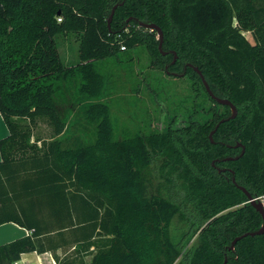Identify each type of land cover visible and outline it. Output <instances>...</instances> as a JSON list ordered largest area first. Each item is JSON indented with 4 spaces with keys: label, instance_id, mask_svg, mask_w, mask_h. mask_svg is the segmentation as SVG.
I'll use <instances>...</instances> for the list:
<instances>
[{
    "label": "trees",
    "instance_id": "1",
    "mask_svg": "<svg viewBox=\"0 0 264 264\" xmlns=\"http://www.w3.org/2000/svg\"><path fill=\"white\" fill-rule=\"evenodd\" d=\"M141 20L163 29L167 53L157 31ZM248 30L253 40L244 34ZM61 33L77 35L80 59L74 65L61 56ZM122 44L146 45L157 69L175 50L178 59L169 69L199 66L216 95L234 102L237 115L220 122L232 113L230 105L207 92V102L201 95L197 101L192 89L185 98L191 103L184 110L187 132L174 134V113L166 110L164 133L115 139L110 105L97 99L105 78L96 60ZM78 75L86 99H76L98 131L90 143L68 145V114L59 97L68 78ZM183 77L202 82L190 65ZM0 112L10 129L0 139V169L32 170L33 194L40 209H50L48 216L0 218L35 227L39 235L38 241L28 236L1 245L0 264L25 251H45L46 243L55 253L73 245L71 254H56L59 264H225L226 257L227 264H264V233L244 236L230 249L237 235L263 223L237 183L264 197V0H0ZM41 119L52 133L31 141ZM238 141L245 153L225 160L241 152ZM155 152L167 156L160 174L154 173ZM176 218L182 225L174 226Z\"/></svg>",
    "mask_w": 264,
    "mask_h": 264
},
{
    "label": "rangeland",
    "instance_id": "2",
    "mask_svg": "<svg viewBox=\"0 0 264 264\" xmlns=\"http://www.w3.org/2000/svg\"><path fill=\"white\" fill-rule=\"evenodd\" d=\"M244 34L249 39H254L252 31H245ZM56 39L66 64H76L79 60L76 59L79 58L77 35L61 33L57 35ZM96 67L105 78L104 93L97 99L110 105L115 139L123 140L164 133L162 129L166 128L167 119L165 120L163 116L162 107H160L159 101L157 102V98L165 101L168 113L179 111L178 120L175 119L171 126L174 134L179 136V134L187 132L184 127L189 123V118L188 113L184 110L190 109L191 103L185 98L193 93L192 80L183 77V75L171 74L163 69L154 68L146 45L138 44L119 49L112 56L96 60ZM65 83V96L64 98L59 97L61 108L68 114V127L63 134L64 144L71 145L76 139L90 143L96 139L98 127L97 122L88 120L85 108L78 102L81 98L86 99L84 92H80L79 88L81 78L79 75L71 76ZM79 94L84 95L76 99ZM201 98H203L202 102H207L206 98L203 96ZM192 120H196V118L192 117ZM34 129H39V132L45 134L52 133L53 130L47 120L43 119ZM153 156L154 173L160 174L159 166L165 164L167 156L161 152H155ZM147 177L150 178L149 173L146 174ZM157 181L154 179L153 184ZM262 199L264 200V197ZM180 225H182L180 220L176 218L174 226ZM65 232L67 235L70 234V230H65ZM194 239L195 237L192 238L189 245L193 243ZM73 251L74 247L70 244L61 250V255L71 254ZM92 255L88 254L87 258L90 260Z\"/></svg>",
    "mask_w": 264,
    "mask_h": 264
},
{
    "label": "crops",
    "instance_id": "3",
    "mask_svg": "<svg viewBox=\"0 0 264 264\" xmlns=\"http://www.w3.org/2000/svg\"><path fill=\"white\" fill-rule=\"evenodd\" d=\"M76 59H80L76 58ZM77 60L76 63H78ZM10 134L9 126L0 112V139L8 136ZM51 133L45 134L43 132H39V129L33 130L32 140L37 136L46 137L50 136ZM38 144L41 145V140L38 141ZM3 160L2 153L0 150V162ZM16 165L12 167H6L5 169H0V218H7L13 216H21L29 215V216H36V215H45L48 216L50 209L48 205L42 206L40 209L38 204V194L35 191L33 194L32 191V180L33 177L37 180V175L33 173L32 170L29 172H24L23 170H17ZM13 170H17L12 172ZM28 180V181H27ZM51 233L54 232V228L51 227ZM35 227H30L26 224L18 220H14L11 218L10 220H6L4 222H0V246L6 243L12 242L18 238L28 237L31 236L35 241L39 240V235L34 234ZM46 235H48L49 228L46 229ZM47 250L45 251H38V250H31L25 251L21 253V256L10 262L6 260L3 264H59L57 255L60 257L64 256L61 255V250L64 247H59L56 253L51 250L49 247L50 244H45ZM57 254V255H56ZM88 256V255H87ZM85 257L86 261L89 260Z\"/></svg>",
    "mask_w": 264,
    "mask_h": 264
},
{
    "label": "water",
    "instance_id": "4",
    "mask_svg": "<svg viewBox=\"0 0 264 264\" xmlns=\"http://www.w3.org/2000/svg\"><path fill=\"white\" fill-rule=\"evenodd\" d=\"M123 3V2H121ZM118 6V3L114 5L109 17H108V25L109 27L111 26V21L113 19V15H114V12H115V9L117 8ZM130 20V18L128 19ZM139 24L141 26H144V27H147L149 29H152V30H156L157 33H158V37H159V48L161 49V51L163 53H167V51L163 50V42H164V31L163 29L158 25L156 24L155 22H152V21H149V22H146V21H140ZM190 65L198 71V73L200 74L205 86L207 87L209 93L216 99V101H218L219 103H223V104H228L230 105L231 107V110H232V113L226 117V118H222L221 121H224L225 119H230V118H233L237 115V112H238V108L237 106L234 104V102L228 98V97H221V96H218L216 95L213 90L211 89L210 87V84L209 82L207 81L204 73L202 72V70L199 68V66L197 65H193L192 63H190ZM168 67V66H167ZM174 74L176 75H184L185 72H174ZM220 121V122H221ZM220 123H218L216 125V127L214 129L211 130L209 136L211 138V140L213 141V133L215 132V130L218 128ZM234 146L238 147V146H241L242 147V150L239 154L237 155H234V156H227L225 157L224 159L225 160H229V159H238L241 155H243L246 151V145L240 141H238ZM234 182H236V179L235 177L233 178ZM237 185L248 195L249 197V201L256 207V209L258 211H260V213L262 214V217H263V223L262 225L258 228V229H255V230H250V231H246L240 235H237L233 240H232V243L230 245V249H235V245L237 243L238 240H240L242 237L244 236H247V235H256V234H261V233H264V200L261 198V197H254L251 192L242 184H239L237 183ZM225 264H227V257L225 258Z\"/></svg>",
    "mask_w": 264,
    "mask_h": 264
},
{
    "label": "flooded vegetation",
    "instance_id": "5",
    "mask_svg": "<svg viewBox=\"0 0 264 264\" xmlns=\"http://www.w3.org/2000/svg\"><path fill=\"white\" fill-rule=\"evenodd\" d=\"M168 52V51H167ZM171 53H172V56H171V58H170V62L169 63H165V66H164V68H163V70H165V71H167V72H172V73H174V72H179V73H181V72H186V70H187V67H188V65H190V63H185V65H184V70L183 71H172V70H170L169 69V66H170V63L171 64H174L176 61H177V59H178V54H177V52L175 51V50H172L171 51ZM168 66V67H167ZM191 66V65H190ZM197 71V70H196ZM198 72V71H197ZM201 83L204 85V88H205V90L201 87ZM199 82L198 80H195L194 82L192 81V84H191V86H192V89H193V92H194V94H195V96L198 98V96L199 95H201V96H204V94H205V92H207L208 94H209V96L210 97H212L213 99H215L210 93H209V91H208V89H207V87L205 86V84H204V82H203V80H202V82ZM211 87V86H210ZM212 89V88H211ZM214 92V91H213ZM215 93V92H214ZM216 94V93H215ZM157 100V102L159 101V104L161 105L160 107H162V113L164 114V112L166 111V108H167V105H166V103H165V101L164 100H162V99H159V98H157L156 99ZM216 100V99H215ZM218 102V101H217ZM214 103V102H213ZM223 104V103H222ZM178 114H179V111H176V112H174V118L172 119V124H173V122H174V120L175 119H177L178 120ZM180 119V118H179ZM222 119V118H221ZM221 119H220V121H221ZM219 123V122H218ZM217 123V124H218ZM216 124V125H217ZM241 147V146H240ZM213 163L215 164V161H213ZM218 169H219V171H223V170H225L226 169V167L225 166H223V167H221V166H218Z\"/></svg>",
    "mask_w": 264,
    "mask_h": 264
},
{
    "label": "built area",
    "instance_id": "6",
    "mask_svg": "<svg viewBox=\"0 0 264 264\" xmlns=\"http://www.w3.org/2000/svg\"><path fill=\"white\" fill-rule=\"evenodd\" d=\"M58 19H59V20H62V17L59 16ZM121 48H122V49H125L126 46H125L124 44H122V45H121Z\"/></svg>",
    "mask_w": 264,
    "mask_h": 264
}]
</instances>
